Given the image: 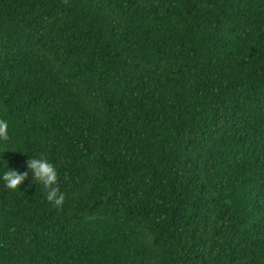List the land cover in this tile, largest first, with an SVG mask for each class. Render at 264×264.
I'll return each instance as SVG.
<instances>
[{"label":"trees","instance_id":"trees-1","mask_svg":"<svg viewBox=\"0 0 264 264\" xmlns=\"http://www.w3.org/2000/svg\"><path fill=\"white\" fill-rule=\"evenodd\" d=\"M0 119V264H264V0H0Z\"/></svg>","mask_w":264,"mask_h":264},{"label":"clouds","instance_id":"clouds-1","mask_svg":"<svg viewBox=\"0 0 264 264\" xmlns=\"http://www.w3.org/2000/svg\"><path fill=\"white\" fill-rule=\"evenodd\" d=\"M9 138V124L7 120L0 119V144L7 142ZM26 165L31 174L32 182L43 187L47 202L53 207H62L65 194L59 188L56 166L43 154L28 156ZM29 172L9 168L8 163L2 165L0 166V184L10 191L20 190V186L29 178Z\"/></svg>","mask_w":264,"mask_h":264}]
</instances>
